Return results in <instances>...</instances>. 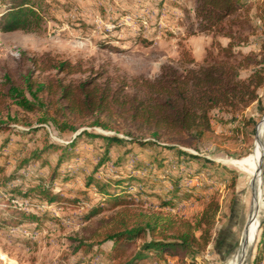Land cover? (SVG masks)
Instances as JSON below:
<instances>
[{"label":"rangeland","instance_id":"1","mask_svg":"<svg viewBox=\"0 0 264 264\" xmlns=\"http://www.w3.org/2000/svg\"><path fill=\"white\" fill-rule=\"evenodd\" d=\"M248 1L253 8L247 14L250 22L242 30L248 42L235 48L239 58L240 54L258 52L257 41L264 39L258 10L264 0ZM30 3L42 18L39 26L33 23L27 29L0 31V264H113L112 242L88 250L79 248L80 239L89 237L86 226L94 227L99 219L120 209L111 207L113 198L103 200L101 186L109 192H119L114 182L120 176L146 175L147 151L135 144L126 162L118 166L115 161L123 151L115 147L111 158L98 164L103 157L104 140L92 134L128 139L127 129L103 128L93 124L94 118H84L67 119L76 130H62L50 121H42L45 116L42 111L29 112L19 107L10 87L23 85L27 69L33 67L31 59L44 53L60 55L74 63L81 61L84 67L129 79L153 78L162 65H179L186 49L195 57L196 64L219 58L215 39L222 45H227L230 39L198 31L195 0H30ZM10 5L11 0H0V27H4L1 18ZM255 28L258 31L254 33ZM250 71L242 70V77H248ZM259 94L260 102L251 103L237 114L236 120L232 121L228 114L223 115L224 122L219 118L214 120L217 140L200 146L199 150L185 147L211 158L213 167L209 163L202 166V161L184 162L178 167L172 153L165 151L169 159L161 169L153 168L151 173L162 180L164 190L174 189L172 181L178 176L184 191L190 190L187 193L191 196L178 198L174 210L159 206L157 197L165 196L166 190L140 198L147 209L187 219L197 218L211 197L220 201L214 239L195 259L196 264H229L242 243L253 191L247 165L238 161L250 155L259 126L264 123V86ZM59 119L62 123L66 118ZM83 131L89 134H81ZM75 137H78L76 143L58 164L63 148ZM138 137L148 138L149 134ZM39 149H46L41 158L22 168L14 181L27 186L40 177L49 180L57 167L53 191L61 192L60 201H41L20 194L11 196L1 186L4 177L30 152ZM138 159L144 164L135 169ZM217 164L222 166L216 169ZM137 189V185L131 188L134 193ZM98 203L105 205L104 211L86 222L84 215ZM20 210L39 215V221L28 217L22 222L11 221L12 217H20ZM5 218L7 224L2 223ZM263 218L264 208L260 223ZM251 251L249 264L258 260L257 264H264V242L259 243L257 236ZM187 259V253L181 252L177 256L168 254L165 260L151 256L141 264H187Z\"/></svg>","mask_w":264,"mask_h":264},{"label":"trees","instance_id":"2","mask_svg":"<svg viewBox=\"0 0 264 264\" xmlns=\"http://www.w3.org/2000/svg\"><path fill=\"white\" fill-rule=\"evenodd\" d=\"M195 2L198 31L230 39L227 45L215 39L219 58L196 64L195 57L186 49L182 52L179 65L164 64L153 78L129 79L84 67L81 61L74 63L60 55L44 53L31 59L33 67L27 69L24 84L10 87V94L19 107L29 112L42 111L45 113L42 121H50L62 130H76L67 119L84 118H94L93 124L103 128L127 129L128 139L118 135L92 134L104 140L103 157L98 164L110 159L115 147L123 151L115 161L118 166L126 162L135 144L147 151L146 175L131 173L127 177L120 176L114 182L116 188H121H117L119 192H109L101 186L103 200L113 198L111 207L120 209L99 219L94 227L86 226L89 237L80 239L79 248L88 250L112 242L113 264H141L151 256L165 260L168 254L177 256L181 252L187 253V264H196L195 259L208 249L214 239L221 211L220 201L211 197L197 218L187 219L147 209L145 201L140 198L155 196L153 194L157 190H166L158 175L151 173L155 166L161 169L169 159L165 151L172 153V160L178 167L181 163L190 164L193 161H202V166L209 163L213 167L211 158L188 151L185 147L199 150L200 146L214 142L218 138L215 119L224 122L223 115L228 114L232 116V121L236 120L239 112L261 100L259 89L264 86V39L257 41L260 46L258 52L240 54L239 58L235 51L240 43L248 42L242 30L250 22V15L247 14H250L253 5L248 0ZM258 10L264 25V4H260ZM41 19L30 0H11L10 7L2 15L4 27H0V31L27 29L33 23L39 26ZM257 31L255 28L254 33ZM244 69H251L246 78L241 75ZM60 117L66 119L60 123ZM144 133L149 137H138V134ZM81 134L89 133L83 131ZM77 138L63 148L58 164L64 161L63 156L69 153ZM45 150L30 152L11 174L4 177L1 186L11 196L20 194L48 202L63 199L61 192L53 191L57 167L49 180L40 177L27 186L14 181L21 169L41 158ZM136 163L135 169L144 164L139 159ZM221 166L217 164L216 169ZM180 181V177L176 176L172 181L174 189H168L165 196L157 197L160 207L174 210L178 198L191 196L187 193L190 190L184 191ZM136 185L139 189L134 193L131 188ZM192 188L196 189L195 186ZM104 209L103 203L92 205L84 220L91 221ZM20 213V217H12L11 221L22 222L25 217L36 221L40 219L35 213L22 210ZM3 220L2 223L7 224L6 218ZM85 239L92 242L87 243ZM257 239L259 243L264 242V218L259 225ZM133 245L136 247L131 251Z\"/></svg>","mask_w":264,"mask_h":264},{"label":"bare ground","instance_id":"3","mask_svg":"<svg viewBox=\"0 0 264 264\" xmlns=\"http://www.w3.org/2000/svg\"><path fill=\"white\" fill-rule=\"evenodd\" d=\"M263 124L262 122L259 126L258 136L250 155L238 161L240 164L247 165V169L252 176L251 188L253 191V199L249 217L247 216L248 221L244 228L242 243L235 255L231 258L229 264H249L251 250L254 246L259 228L260 215L264 208V160H262V153L264 152Z\"/></svg>","mask_w":264,"mask_h":264},{"label":"water","instance_id":"4","mask_svg":"<svg viewBox=\"0 0 264 264\" xmlns=\"http://www.w3.org/2000/svg\"><path fill=\"white\" fill-rule=\"evenodd\" d=\"M264 121V119H263ZM262 160H264V152L262 153ZM259 225H260V222H259Z\"/></svg>","mask_w":264,"mask_h":264}]
</instances>
